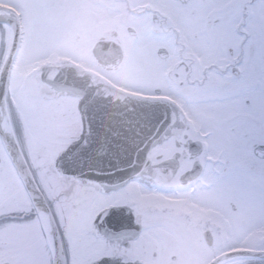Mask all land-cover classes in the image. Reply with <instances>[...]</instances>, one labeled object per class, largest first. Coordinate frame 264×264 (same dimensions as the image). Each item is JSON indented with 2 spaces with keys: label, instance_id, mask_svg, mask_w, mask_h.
<instances>
[{
  "label": "flooded vegetation",
  "instance_id": "obj_1",
  "mask_svg": "<svg viewBox=\"0 0 264 264\" xmlns=\"http://www.w3.org/2000/svg\"><path fill=\"white\" fill-rule=\"evenodd\" d=\"M64 1L0 0V77L12 45L8 32L14 39L2 19H12L20 30L18 54L5 94L0 93V264H94L103 258L125 264H210L237 250L211 252L223 238L219 221L227 187L238 193L251 188V177L264 179V0H141L121 10L116 7L127 0H73L76 17L87 12L96 34L100 9L111 18L90 47L98 68L86 69L93 80L114 84L108 74L126 62V32L160 81L153 94L143 95L170 99L180 110L182 125L150 151L148 171L110 191L55 169L59 153L83 132L78 110L62 141L54 143L59 146L55 154L32 155L23 147L10 106L25 32L56 31L57 20L63 23L70 12ZM98 43L119 46L121 62L100 64L94 54ZM63 64L85 68L75 60L48 61L36 72L39 80L42 67ZM43 87L41 95L48 98ZM201 109L209 115L198 113ZM22 123L23 136L30 128L24 140L34 141V123ZM210 142L226 151L211 154ZM242 146L247 152L228 153ZM18 151L22 172L36 190L33 196L12 157ZM228 205L233 213L241 210L234 201ZM167 224L174 225L176 235L168 241L163 239Z\"/></svg>",
  "mask_w": 264,
  "mask_h": 264
},
{
  "label": "water",
  "instance_id": "obj_2",
  "mask_svg": "<svg viewBox=\"0 0 264 264\" xmlns=\"http://www.w3.org/2000/svg\"><path fill=\"white\" fill-rule=\"evenodd\" d=\"M2 21L12 27L14 35L0 77V93L4 95L11 66L18 54L20 30L10 18ZM94 54L103 66L118 64L122 59L120 47L112 44L98 43ZM41 73L46 97L65 96L78 100L77 110L83 132L59 153L55 169L83 185H95L110 191L141 177L150 168V151L182 125L180 110L171 100L130 94L105 80H93L90 72L75 64L44 66ZM4 144L8 149L7 141ZM18 154H12V157L22 181L33 196L36 190L22 172L25 169L21 168L23 160L19 151ZM234 257L261 260L264 259V251L233 250L215 258L210 264ZM94 264L125 263L103 258Z\"/></svg>",
  "mask_w": 264,
  "mask_h": 264
},
{
  "label": "rangeland",
  "instance_id": "obj_3",
  "mask_svg": "<svg viewBox=\"0 0 264 264\" xmlns=\"http://www.w3.org/2000/svg\"><path fill=\"white\" fill-rule=\"evenodd\" d=\"M127 2V3H126ZM120 2V6L116 10L126 9L127 6L136 7V4L141 0H127ZM66 8L70 11L68 17L59 23L57 20L56 31L36 30L35 34L29 33L28 30L24 34V43L19 51V59L14 68L11 100L14 105H10L14 109L15 125L19 128V136L21 137L23 147L29 148L28 152L32 155L40 153L43 155L55 154V149H58L55 142L62 141V136L67 133L64 132L65 126L72 124L77 120V99L70 97H58L48 99L41 95L43 83L39 80L38 72L41 64L45 62L58 63L59 61L75 60L80 62L84 69L94 68L98 69L90 55L91 44L95 41L97 34L100 35L104 29L111 24L109 13L100 9L98 33L95 32L96 23L91 21V17L86 12L83 18L76 17V6L73 0L64 1ZM120 12V11H118ZM62 31V32H61ZM12 33L8 32L7 42L9 44L12 40ZM124 42L128 48V56L125 64L117 71L108 74L112 82L131 93L134 94H153L154 89L160 85L157 78L156 71L146 64L141 49L136 47L137 41H132L128 38L127 33L124 34ZM11 42V44H12ZM139 42V41H138ZM142 63V65H141ZM146 64L145 69L143 65ZM36 75H35V74ZM29 87L34 91L30 93ZM167 91H164V93ZM196 109V108H194ZM198 113H203L205 117L209 114L207 110H199ZM28 117V119H25ZM218 117V113H216ZM22 121L26 125V121L33 124V132L30 136L34 141H26L28 137V129L22 135ZM59 125V127H58ZM27 126V125H26ZM49 127V128H48ZM25 129V128H24ZM46 129L48 136H45ZM42 131H45L42 133ZM53 131H56L54 133ZM52 133V134H51ZM43 139L48 140L43 141ZM211 154H219L225 152V146L220 144L208 143ZM247 152L245 147H235L228 153L233 155ZM238 159V157H236ZM237 164L235 161L234 164ZM238 165V164H237ZM243 170H245L243 168ZM248 176L251 174L246 172ZM252 178V179H251ZM247 177L251 179L252 186L250 189L242 188L241 192L235 193L234 187H227L226 189V208L223 210L224 216L220 222V233L223 236L219 246L213 250L215 253L223 252L232 248H257L264 249V179L261 177ZM249 187V186H248ZM214 191V190H213ZM223 192V191H222ZM229 200L234 201L237 205H241L240 211L233 213L229 209ZM241 215V216H240ZM237 217L239 219H237ZM160 230V227L155 229ZM174 225L167 224L163 227L164 237L168 241L170 238H176L173 230ZM161 238V237H159ZM213 254V253H212ZM234 264H264L261 261L253 259L240 258Z\"/></svg>",
  "mask_w": 264,
  "mask_h": 264
},
{
  "label": "bare ground",
  "instance_id": "obj_4",
  "mask_svg": "<svg viewBox=\"0 0 264 264\" xmlns=\"http://www.w3.org/2000/svg\"><path fill=\"white\" fill-rule=\"evenodd\" d=\"M11 33V32H10ZM12 36V34H11ZM11 43V41H10ZM240 260V257H234V258H230V259H227V260H224V261H221L220 263L218 264H234L235 262L239 261Z\"/></svg>",
  "mask_w": 264,
  "mask_h": 264
}]
</instances>
